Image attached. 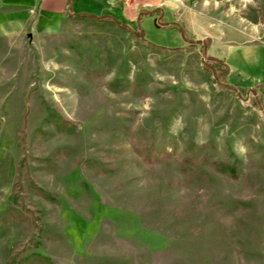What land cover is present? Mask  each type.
<instances>
[{
  "label": "rangeland",
  "instance_id": "rangeland-1",
  "mask_svg": "<svg viewBox=\"0 0 264 264\" xmlns=\"http://www.w3.org/2000/svg\"><path fill=\"white\" fill-rule=\"evenodd\" d=\"M0 1V264H264V0Z\"/></svg>",
  "mask_w": 264,
  "mask_h": 264
},
{
  "label": "trees",
  "instance_id": "trees-1",
  "mask_svg": "<svg viewBox=\"0 0 264 264\" xmlns=\"http://www.w3.org/2000/svg\"><path fill=\"white\" fill-rule=\"evenodd\" d=\"M0 4H1V1H0ZM119 4L121 6L120 1H119ZM81 16H84V15H81ZM119 21L120 22L118 21L117 22L122 24V21L121 20ZM175 29L178 30L179 28L175 27ZM140 34L141 36L143 35L141 29H140ZM185 34L187 35L186 31H185ZM210 59L212 60V65L214 66L216 71H218L217 76L225 75L226 72L220 70V67H219V64H217V61L215 59L213 60L212 58ZM255 87H256V90H258L259 92L260 99L262 100V104L264 106V83H257ZM110 89L118 90V88L115 85H110ZM26 103H27V95L24 98V107ZM25 138H26L25 132L22 131L20 135L22 146H25L26 144ZM137 141L138 142L134 143V151L147 164L155 162L160 157L168 156L170 154L169 151H167V149L165 148V143H162V142L158 143L155 137L152 135L148 137L146 135H142L138 138ZM203 147L204 146L197 148L195 147L194 143L186 146L182 154L183 164L186 166L190 164H195L197 163L196 161L198 157H202L201 159L202 161H207L209 158L206 155V148L204 147L203 149ZM25 164H26V161L24 160V162H22V165H20V168H19L20 171H23V167H25ZM231 166L228 161L226 162L224 161L220 163L219 168H222V170H228V168L233 169V166L232 167ZM33 188L37 195L47 200H54L53 197H51V195L45 190H43L41 187L34 185ZM12 259L13 260L9 262L8 264H50L49 258H47L46 256L40 253H31L30 255H27L25 257H19V258L16 255H13Z\"/></svg>",
  "mask_w": 264,
  "mask_h": 264
},
{
  "label": "water",
  "instance_id": "water-1",
  "mask_svg": "<svg viewBox=\"0 0 264 264\" xmlns=\"http://www.w3.org/2000/svg\"><path fill=\"white\" fill-rule=\"evenodd\" d=\"M74 0H71V3H70V6H69V10L72 11V3H73ZM152 11L148 12V13H151ZM81 14H84V15H88L86 13H83V12H80ZM103 15H100V16H97V17H101ZM118 22H120L118 19H116ZM140 20V15L138 16V24H137V30L136 32H139L140 31V25H139V21ZM180 32H181V35L184 37V34H183V30L180 29ZM203 41V40H202ZM204 42V41H203ZM206 51H207V47L206 45H204V51L202 53V57H201V61L204 65H206L208 68H210V70L212 71L216 81L218 83H221L219 80H218V76H217V73H216V69L214 68V66L212 65V63L208 62L205 60V55H206ZM222 84V83H221ZM226 87H229L230 89H232L236 94H238L240 96V93L238 91V89H236L235 87L233 86H229V85H225ZM258 103H259V100H257Z\"/></svg>",
  "mask_w": 264,
  "mask_h": 264
},
{
  "label": "crops",
  "instance_id": "crops-1",
  "mask_svg": "<svg viewBox=\"0 0 264 264\" xmlns=\"http://www.w3.org/2000/svg\"><path fill=\"white\" fill-rule=\"evenodd\" d=\"M120 2H121V5H122L123 0H120ZM101 15H102V14H101ZM226 63L228 64V66H229L230 69H231V67H232L233 65L230 64L227 60H226ZM260 83H264V81H262V82H260Z\"/></svg>",
  "mask_w": 264,
  "mask_h": 264
}]
</instances>
